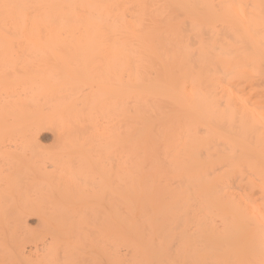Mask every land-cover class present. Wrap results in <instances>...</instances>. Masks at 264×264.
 <instances>
[{
  "label": "bare ground",
  "instance_id": "1",
  "mask_svg": "<svg viewBox=\"0 0 264 264\" xmlns=\"http://www.w3.org/2000/svg\"><path fill=\"white\" fill-rule=\"evenodd\" d=\"M0 264H264V0H0Z\"/></svg>",
  "mask_w": 264,
  "mask_h": 264
},
{
  "label": "rangeland",
  "instance_id": "2",
  "mask_svg": "<svg viewBox=\"0 0 264 264\" xmlns=\"http://www.w3.org/2000/svg\"><path fill=\"white\" fill-rule=\"evenodd\" d=\"M39 140L41 144L46 148V147H51L54 145V139L51 133L46 132L42 133L39 137ZM37 219L30 218L28 220V224L31 228H36L37 227Z\"/></svg>",
  "mask_w": 264,
  "mask_h": 264
}]
</instances>
